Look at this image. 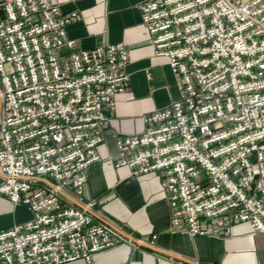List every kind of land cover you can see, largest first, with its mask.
<instances>
[{"label":"built area","instance_id":"2783aa9c","mask_svg":"<svg viewBox=\"0 0 264 264\" xmlns=\"http://www.w3.org/2000/svg\"><path fill=\"white\" fill-rule=\"evenodd\" d=\"M138 9L178 98L117 137L115 166L160 174L173 229L221 236L245 223L263 234L264 0ZM76 19L57 0H0V197L31 213L0 230V264H92L125 242L57 192L82 195L114 96L128 87L124 45L77 49L65 30Z\"/></svg>","mask_w":264,"mask_h":264},{"label":"crops","instance_id":"0c3cea01","mask_svg":"<svg viewBox=\"0 0 264 264\" xmlns=\"http://www.w3.org/2000/svg\"><path fill=\"white\" fill-rule=\"evenodd\" d=\"M57 1L61 13H77V19L65 29L77 49L122 44L128 53L124 68L128 87L114 96L104 141L96 148L101 160L87 168L80 197L64 192L83 206L93 223L125 240L93 254L91 263L264 264V233L252 234L245 223L234 225L230 233L221 236H191L184 228L173 229L160 174L133 175L129 168L115 166L119 160L117 137L140 133L142 115L178 98L175 77L166 59L154 56L142 25L138 6L145 0ZM89 202H94L91 208L86 207ZM30 218L27 207L0 197V230Z\"/></svg>","mask_w":264,"mask_h":264},{"label":"water","instance_id":"95a60500","mask_svg":"<svg viewBox=\"0 0 264 264\" xmlns=\"http://www.w3.org/2000/svg\"><path fill=\"white\" fill-rule=\"evenodd\" d=\"M57 192L64 198H66L67 200L71 201L72 203H74L75 205H77L79 208L83 209L82 205H79L74 199H72L70 196H68L67 194H65L63 191H59L57 190ZM115 231H117L116 229H114ZM118 233L122 234L124 237L128 238L126 235H124L123 233H121L120 231H117ZM131 241L135 242V240L131 239ZM143 246L147 247L146 245L142 244Z\"/></svg>","mask_w":264,"mask_h":264}]
</instances>
